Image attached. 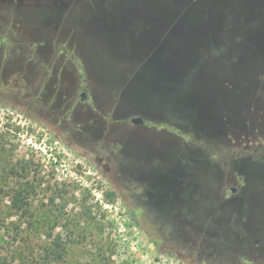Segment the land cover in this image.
Masks as SVG:
<instances>
[{"label": "rangeland", "instance_id": "374dc122", "mask_svg": "<svg viewBox=\"0 0 264 264\" xmlns=\"http://www.w3.org/2000/svg\"><path fill=\"white\" fill-rule=\"evenodd\" d=\"M238 1L182 7L225 21L209 63L179 71L93 36L107 0H0V264H264V37ZM82 161L108 208L74 178ZM56 237L64 257L46 260Z\"/></svg>", "mask_w": 264, "mask_h": 264}, {"label": "water", "instance_id": "95a60500", "mask_svg": "<svg viewBox=\"0 0 264 264\" xmlns=\"http://www.w3.org/2000/svg\"><path fill=\"white\" fill-rule=\"evenodd\" d=\"M189 2L190 0H107L110 7H107V4L100 6L101 16L95 17L91 22L87 21L86 26L93 36L101 33L103 39L113 38L123 45L118 47L115 42L111 43L115 51L138 50L146 55L151 52L152 56L164 59L171 63L175 70L180 71L183 70L182 66L192 68L193 64L197 65L201 55L205 58V54L210 53L206 46L210 43L217 45L223 38V11L215 9L216 5L213 4L212 9L215 12L210 17L207 12L205 15L201 13V3L197 5V2H193V8L191 4L188 14H184L182 7ZM123 5L131 6L134 19H125L119 12L117 18L114 16V10ZM260 5L261 0H239L231 7H234L235 11H246L254 15ZM111 15L114 18H109ZM138 21L142 28L135 30L134 26ZM206 37L209 38L206 40ZM124 40L132 41L134 46ZM205 59L211 60L207 57ZM208 63L206 66H210ZM210 102L212 98H209L208 103ZM208 108L206 107L207 112ZM140 121L141 118L134 119L136 123Z\"/></svg>", "mask_w": 264, "mask_h": 264}, {"label": "built area", "instance_id": "2783aa9c", "mask_svg": "<svg viewBox=\"0 0 264 264\" xmlns=\"http://www.w3.org/2000/svg\"><path fill=\"white\" fill-rule=\"evenodd\" d=\"M50 152L47 151L49 158L52 160L53 165L55 167V173L61 176L64 179H70L73 176V169L71 165H69L66 161L59 159L54 151L53 147H50ZM76 180L81 181V187L88 189L95 201L105 208H108L110 205L105 202L104 198V190L99 186H104V183L101 181L99 175H97L96 171L91 170L90 168L87 169L85 163L82 161V176L76 175L74 177Z\"/></svg>", "mask_w": 264, "mask_h": 264}, {"label": "trees", "instance_id": "16d2710c", "mask_svg": "<svg viewBox=\"0 0 264 264\" xmlns=\"http://www.w3.org/2000/svg\"><path fill=\"white\" fill-rule=\"evenodd\" d=\"M264 2H262V5H261V9H259L260 11V17L257 18L258 20L261 19V25L259 26V35H261L262 37H264ZM258 10V9H257ZM239 12V11H237ZM247 20V19H246ZM249 20V19H248ZM109 197H112L114 196L115 194L113 192H110L107 194ZM12 202H13V206H12V209H15L17 212L20 211V210H24L25 208H27V199H26V194L24 193V191L22 190H16L15 193L13 194V199H12ZM59 238H55V241H54V245L55 247H51V248H48L46 250V260H61L63 259L64 257V247L59 243ZM63 249V250H62Z\"/></svg>", "mask_w": 264, "mask_h": 264}, {"label": "flooded vegetation", "instance_id": "af4514ba", "mask_svg": "<svg viewBox=\"0 0 264 264\" xmlns=\"http://www.w3.org/2000/svg\"><path fill=\"white\" fill-rule=\"evenodd\" d=\"M2 41V36H0V42ZM80 95H81V98H82V100L85 98V96H86V92H81L80 93ZM137 118H141V121L139 122V123H136V122H134V119H137ZM131 121H132V123H133V125L135 124V125H140V124H142L143 122H144V120H143V118L142 117H134V118H132L131 119ZM86 156H88V157H90V158H93V155L89 152H87L86 153ZM96 159H97V161H98V164L101 166V167H103L104 169H106V170H108L109 169V165L105 162V160H104V158L103 157H100V156H96ZM233 190H236V188H232Z\"/></svg>", "mask_w": 264, "mask_h": 264}]
</instances>
